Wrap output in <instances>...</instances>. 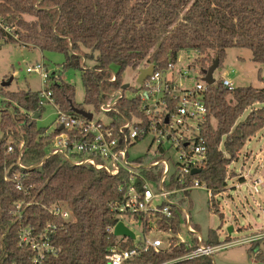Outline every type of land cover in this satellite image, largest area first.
<instances>
[{"label": "trees", "instance_id": "trees-1", "mask_svg": "<svg viewBox=\"0 0 264 264\" xmlns=\"http://www.w3.org/2000/svg\"><path fill=\"white\" fill-rule=\"evenodd\" d=\"M1 43L62 53L63 69H80L83 103L98 110L121 88V76L127 68L136 69L143 63L163 74L177 63L182 50L200 53L191 64L200 74L215 58L219 68L226 49L231 47L247 48L253 62H264V0H0ZM82 57L92 63V68L81 67ZM112 67H116L113 82L109 80ZM48 79L50 85L44 89L51 92L60 110L76 113L73 108L83 109L74 101V86L59 75ZM1 95L3 103L9 106L15 102V106L11 113L5 106L0 110V132L6 133L0 137V264H30L29 249L18 244L19 226L39 229L48 221L60 223L48 212L59 201L67 203L73 219L59 227L53 243L60 251L47 255L43 264H106L109 248L116 242V237L105 230L116 221L109 205L123 199L118 187L127 181L128 174L111 176L92 166L72 165L57 156L41 163L48 138L42 136L45 129L38 128L32 118L37 112L41 116L44 108L39 104L38 91L4 90ZM256 103L260 107L236 123L244 110ZM205 104L208 112L200 136L207 146V158L198 173L187 175L186 184L198 179L214 198L225 190L227 165L237 158L245 141L264 127V86L229 89L221 80H215L206 85ZM139 105L136 96L122 98L117 108L124 117H130L139 115ZM211 118L217 121L215 128ZM20 141H24L20 162L32 166L29 169L17 166ZM8 143L13 146L11 153L6 149ZM17 173L21 174L22 191L6 179V174ZM160 174L161 170L151 169L150 179ZM19 200L30 202L23 208L21 222L15 221L11 213ZM211 209L218 212L215 204ZM171 210V218H162L158 227L169 231L175 242L185 217L180 208L173 206ZM201 243L214 246L222 242L211 229ZM130 244L128 239L120 246ZM198 244L192 237L190 246L180 243L158 252L148 251L130 264H213L208 255L175 260ZM247 254L264 259L258 246L249 247Z\"/></svg>", "mask_w": 264, "mask_h": 264}, {"label": "built area", "instance_id": "built-area-1", "mask_svg": "<svg viewBox=\"0 0 264 264\" xmlns=\"http://www.w3.org/2000/svg\"><path fill=\"white\" fill-rule=\"evenodd\" d=\"M192 52L194 56L191 62L200 56L198 51L192 50ZM191 64L187 65L185 71L178 73L179 78H189L188 71L198 70ZM175 65L169 66L163 74L153 71L142 84H138L139 91L133 97L138 96L140 99L139 115L132 114L130 117H124L120 114L117 108L119 100L132 97L124 94L127 88L115 90L109 100L102 103L96 110V113L108 118L106 123L101 119H94V111L87 110L92 113L90 119L78 113L64 112L55 104L50 91H46L45 87L38 91L39 104L44 107L46 103H49L55 107L57 112L55 128L51 132L42 134L43 137L48 138V145L41 163L47 158L57 156L72 165L92 166L111 176H116L120 172L128 174L127 181L118 187V190L123 193V199L109 205L110 211L115 214L116 221L107 226L105 230L114 235L115 225L122 222L134 233V238L114 235L116 242L109 248V253L105 257L106 264H130L134 258L148 251L158 252L180 243L190 246L192 237L199 242L198 247L175 260L211 256L213 252L224 247L251 242L249 238H239L214 246H204L201 243L202 238L190 222L186 225L187 232L191 234L190 241L187 242L182 238L181 231L177 234L176 241L172 242V234L158 227V222L162 218H171L173 206L185 213V210L171 196L182 194L181 198L185 199L184 192H189L194 188H203L210 202L213 200L211 190L207 189L198 179L186 184L187 175L192 174L194 169L200 171L207 158V146L200 136L201 123L208 112L205 104L207 84L202 80L203 75L199 73V70L194 85L185 87L180 79L175 82L173 80ZM26 72L38 73L43 81L49 77L42 63H36L32 67L28 66ZM165 75H168V78ZM109 80L113 82L115 75L112 74ZM221 81L225 87L232 88L230 80L222 79ZM54 131L56 133L53 134ZM145 138L151 142L148 151L149 154L154 155L153 160L149 163L144 161L147 154L144 155L145 157L130 159L129 148ZM153 144L155 147H152ZM23 147L24 141H20L17 166L20 169H29L32 166L26 167L20 162ZM6 149L9 153L13 152L11 143L6 145ZM151 169L154 172L156 169L161 170L160 176L154 180L150 179ZM242 178L244 181L247 180L244 176ZM6 179L14 181L17 190H24L20 180L21 174L17 173L12 176L6 174ZM247 181L250 182L249 186L255 193L258 192V186L264 185V180L256 172ZM169 184L171 186L168 188ZM29 204L30 202L26 203L24 200L16 202L11 211L15 221L21 222L23 208ZM48 212L58 218L60 223L48 221L39 229L31 225L19 226L18 244L29 249L30 264H43L47 255H56L60 251V248L53 243L55 234L63 223L73 219L71 210L64 201L51 205ZM124 219H128L130 224H139L141 238L138 237L136 240L137 235L124 223ZM150 233L160 234V237L150 239L148 237ZM128 239L131 244L121 247L120 243Z\"/></svg>", "mask_w": 264, "mask_h": 264}, {"label": "rangeland", "instance_id": "rangeland-1", "mask_svg": "<svg viewBox=\"0 0 264 264\" xmlns=\"http://www.w3.org/2000/svg\"><path fill=\"white\" fill-rule=\"evenodd\" d=\"M193 56L194 54L190 50L180 51L173 69V80L178 82L180 79L185 87L195 84L198 70H187L190 75L189 78H179L178 73H182L186 70L188 64L193 63L191 62ZM63 62L64 55L59 52H42L32 46L1 43L0 110L4 109L5 106L11 113L15 106V102H12L9 106L3 103L4 98L1 92L4 90H30L35 92L50 85L48 78L43 81L38 73L26 72L28 66L32 67L36 63H42L47 69L49 78L54 74L59 75L61 80L74 86L75 103L81 104L86 111H94V119H101L106 123L108 118L105 115L96 113V110H93L91 106L83 103L84 88L81 83L80 69H63ZM81 63V67L92 68V63L83 57ZM142 67H145L143 63L136 69L127 68L122 73V85L130 87L124 93L127 97H133L138 93L139 85L136 82V75L139 68ZM115 73L116 67H112V74L115 75ZM165 77L168 78V75H165ZM213 77L215 80H230L232 88L238 86L262 88L264 86V62H253L251 51L247 48H227L225 57L219 68L214 71ZM2 82H9V84L2 87ZM230 97L227 98L230 99ZM259 107L260 104L256 103L246 108L236 123L243 121L252 110ZM56 117L55 107L46 103L41 116L36 119V125L38 128L45 129L44 132H51L55 128ZM216 123L217 121L211 118L210 124L213 128L216 127ZM5 134V132H0V137ZM223 139L224 137H222V141ZM150 143V140L145 138L132 145L128 152L129 158L136 159L141 156L145 157L144 155L147 154L144 161L146 160L149 163L154 158V155L149 154L148 151ZM152 147H155V144ZM219 148L223 151L222 144ZM224 155L227 157L225 153ZM226 170L225 190L215 195L211 202L203 188L191 189L185 199L181 198L182 194L171 196L185 210V213H182L186 220H183L181 224V236L185 241H190L191 234L186 229V225L190 220V225L202 239L207 237V233L211 229L216 230L217 239L222 243L226 240L234 241L239 238H249L250 243L231 245L213 252L211 254L213 264H264V259L260 260L247 254L249 247L257 246L264 254V185L257 187V193L249 186L250 182L248 181L247 184L236 186L239 182V174L248 180L257 172L264 180V127L245 141L244 146L238 152L237 158L227 165ZM239 186L240 188H238ZM212 204L217 205L218 212L211 209ZM123 221L135 232L137 235L136 240H138V237L141 238L142 234L138 223L130 224L128 219ZM148 237L152 239L153 237H160V234L150 233Z\"/></svg>", "mask_w": 264, "mask_h": 264}, {"label": "water", "instance_id": "water-1", "mask_svg": "<svg viewBox=\"0 0 264 264\" xmlns=\"http://www.w3.org/2000/svg\"><path fill=\"white\" fill-rule=\"evenodd\" d=\"M218 58H215L211 65L206 69V70H203L202 71V80L207 84V85H212L215 83V79L213 77V73L214 71L218 68ZM154 71V66L153 65H148L146 67H142V68H139L138 70V75L136 77V82L138 84H142V82ZM9 84V82H2L1 83V86L2 87H5ZM128 86L127 85H122L121 88L123 90H125ZM74 112L82 115V116H85L86 118L90 119L92 117V113L91 112H87L86 110L84 109H78V108H73ZM40 116V113L37 112L35 113L34 115H32V118L34 120L38 119ZM61 129V128H59ZM199 170L198 169H194L192 170V174H196L198 173ZM114 235H117V236H126V237H129V238H134V233L132 231H130L122 222H118L115 227H114V232H113Z\"/></svg>", "mask_w": 264, "mask_h": 264}, {"label": "crops", "instance_id": "crops-1", "mask_svg": "<svg viewBox=\"0 0 264 264\" xmlns=\"http://www.w3.org/2000/svg\"><path fill=\"white\" fill-rule=\"evenodd\" d=\"M256 173H257V172H256ZM258 175H260V174H258ZM238 176H239L240 178L238 177V178H239V179H238L239 182L236 184V186H237V185H240V186H241L242 184H247V180L244 181V179L242 178L241 174H239ZM260 176H261V175H260ZM261 177H262V176H261ZM236 186H235V187H236ZM240 186H239L238 188H240ZM235 187H234V188H235Z\"/></svg>", "mask_w": 264, "mask_h": 264}]
</instances>
